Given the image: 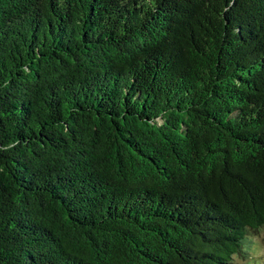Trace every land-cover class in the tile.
Instances as JSON below:
<instances>
[{"label": "trees", "instance_id": "16d2710c", "mask_svg": "<svg viewBox=\"0 0 264 264\" xmlns=\"http://www.w3.org/2000/svg\"><path fill=\"white\" fill-rule=\"evenodd\" d=\"M263 228L264 0H0V264H244Z\"/></svg>", "mask_w": 264, "mask_h": 264}, {"label": "rangeland", "instance_id": "374dc122", "mask_svg": "<svg viewBox=\"0 0 264 264\" xmlns=\"http://www.w3.org/2000/svg\"><path fill=\"white\" fill-rule=\"evenodd\" d=\"M244 250L245 259L242 260L240 257H235L236 263L244 264H264V228L260 229L257 234H252L249 237L248 243Z\"/></svg>", "mask_w": 264, "mask_h": 264}]
</instances>
